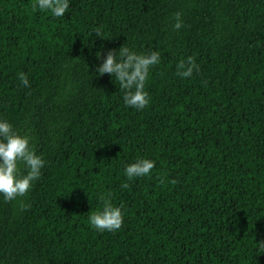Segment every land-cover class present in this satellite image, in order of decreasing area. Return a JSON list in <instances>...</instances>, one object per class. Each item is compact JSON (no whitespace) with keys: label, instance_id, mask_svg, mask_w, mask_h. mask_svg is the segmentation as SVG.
Returning a JSON list of instances; mask_svg holds the SVG:
<instances>
[{"label":"trees","instance_id":"1","mask_svg":"<svg viewBox=\"0 0 264 264\" xmlns=\"http://www.w3.org/2000/svg\"><path fill=\"white\" fill-rule=\"evenodd\" d=\"M35 2L0 0V117L46 162L0 196V264H264V0H70L62 18ZM125 44L161 54L141 111L95 71ZM140 158L151 175L122 189ZM101 194L116 232L89 225Z\"/></svg>","mask_w":264,"mask_h":264},{"label":"clouds","instance_id":"2","mask_svg":"<svg viewBox=\"0 0 264 264\" xmlns=\"http://www.w3.org/2000/svg\"><path fill=\"white\" fill-rule=\"evenodd\" d=\"M70 0H36L34 9L50 13L54 18H62L68 12ZM174 30L183 27L181 13L174 15ZM99 36V33H95ZM100 53L96 58L100 59ZM160 51L149 53H137L126 44L118 50H109L104 54L102 63L95 71L99 76L109 74L114 78L123 90V103L126 107L134 108L137 111L143 110L150 103L151 97L146 89V82L149 79L152 67L160 63ZM199 71L194 56H188L176 65V73L181 78H190L194 72ZM18 79L24 87L30 83L27 74L20 72ZM45 160L36 153L31 145L30 136L21 135L14 129L12 123L0 117V196L5 202L24 197L30 191L33 182L41 177V169L45 166ZM155 167L151 159L140 158L132 163L126 164L123 168V175L126 182L121 185L127 189L129 183L138 177H148ZM99 200L102 207L88 216L89 225L92 229L103 232H116L121 229L124 222L122 206H116L111 201V196L101 194ZM30 205L21 203L20 210L26 211ZM264 247V243H261Z\"/></svg>","mask_w":264,"mask_h":264}]
</instances>
